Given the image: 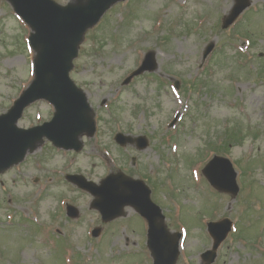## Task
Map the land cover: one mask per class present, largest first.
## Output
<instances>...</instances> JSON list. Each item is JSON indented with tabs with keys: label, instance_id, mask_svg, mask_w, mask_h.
Wrapping results in <instances>:
<instances>
[{
	"label": "rangeland",
	"instance_id": "1",
	"mask_svg": "<svg viewBox=\"0 0 264 264\" xmlns=\"http://www.w3.org/2000/svg\"><path fill=\"white\" fill-rule=\"evenodd\" d=\"M233 3L125 0L86 33L70 77L94 111L96 133L83 136L78 153L44 141L0 175V264H151L139 216L130 210L131 217L103 226L88 207L91 197L63 179L80 174L98 183L118 169L137 178L143 169L150 176L146 182L157 189L154 199L168 228L183 234L177 264H201L199 256L211 244L205 224L222 218L233 228L214 264H264V0H251L223 31L221 19ZM29 32L0 0V114L33 78ZM211 42L215 48L202 60ZM150 50L158 70L122 86ZM52 114L48 103L37 102L18 125H40ZM233 128L243 135L226 155L237 172L235 198L216 193L201 178L213 153L198 161ZM117 132L146 136L149 145L121 151L113 142ZM65 204L79 210L77 220L66 217ZM96 227L100 236L92 238Z\"/></svg>",
	"mask_w": 264,
	"mask_h": 264
},
{
	"label": "water",
	"instance_id": "2",
	"mask_svg": "<svg viewBox=\"0 0 264 264\" xmlns=\"http://www.w3.org/2000/svg\"><path fill=\"white\" fill-rule=\"evenodd\" d=\"M7 1L31 29L29 44L35 52V57L34 80L12 108L0 115V173L21 162L26 153L32 152L43 137L56 147L79 151L82 144L78 141V137L83 133L89 137L94 134L92 110L85 94L70 80L69 72L86 31L95 26L111 6L124 0H71L65 6L52 0ZM235 2L230 13L223 19V29L228 28L250 5L249 0H235ZM211 49L212 45L207 48L205 55ZM155 68L154 54L148 53L142 65L124 84L134 76ZM40 99L48 101L54 107L52 120L29 130L17 128L16 123L23 110ZM116 141L122 146L131 142L129 138H124L120 134L116 136ZM203 175L216 190L233 197L237 194L236 173L229 160L214 157L204 168ZM68 179L94 194L96 191L100 192V199L94 202L93 207L100 211L105 221L119 217L121 207L125 205L136 207L148 221L147 246L154 264L176 263L180 236L169 234L164 224V217L158 208L151 205L149 191L141 182L117 175L102 181L101 187H95L78 176ZM107 186L106 194L109 192V196L105 194ZM122 192L126 194L121 197V202ZM109 208L112 210L111 216L107 210ZM68 214L72 217L78 215L70 207ZM230 228L231 223L227 219L208 224L213 245L211 250L201 256L205 264L214 262L216 250L226 238ZM97 233L98 231L94 235Z\"/></svg>",
	"mask_w": 264,
	"mask_h": 264
},
{
	"label": "flooded vegetation",
	"instance_id": "3",
	"mask_svg": "<svg viewBox=\"0 0 264 264\" xmlns=\"http://www.w3.org/2000/svg\"><path fill=\"white\" fill-rule=\"evenodd\" d=\"M136 152H140V151H136ZM132 161H133V158H132ZM135 163H136V160L134 159V162H133V165L132 166H134L135 165ZM140 170V169H139ZM138 170V171H139ZM142 171H139L138 173H139V176L140 177H143L144 175H145V171L143 170V169H141Z\"/></svg>",
	"mask_w": 264,
	"mask_h": 264
},
{
	"label": "trees",
	"instance_id": "4",
	"mask_svg": "<svg viewBox=\"0 0 264 264\" xmlns=\"http://www.w3.org/2000/svg\"><path fill=\"white\" fill-rule=\"evenodd\" d=\"M235 136V135H234ZM237 139V137H235ZM241 139V138H240ZM240 142V140H238Z\"/></svg>",
	"mask_w": 264,
	"mask_h": 264
}]
</instances>
